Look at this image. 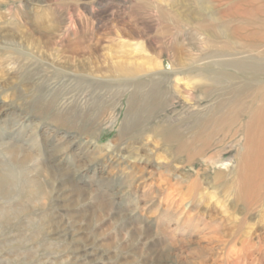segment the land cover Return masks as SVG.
I'll return each mask as SVG.
<instances>
[{
    "label": "rangeland",
    "instance_id": "1",
    "mask_svg": "<svg viewBox=\"0 0 264 264\" xmlns=\"http://www.w3.org/2000/svg\"><path fill=\"white\" fill-rule=\"evenodd\" d=\"M139 1L0 0V169L45 190L26 200L16 172L21 182L0 196V264H264L253 261L264 248V199L250 206L238 193L237 146H212L214 163L201 156L190 163L151 129L186 124L242 89L239 71L223 65L236 50L225 55L220 40L196 28L203 14L218 17L216 3ZM130 27L140 37L127 35ZM175 41L188 46L200 72L232 77L206 97L181 74L186 98L167 99L142 133H127L135 91L127 66H160L138 75L163 73L176 94L168 72ZM145 167L151 179L129 187L126 173ZM9 207L17 214L5 220Z\"/></svg>",
    "mask_w": 264,
    "mask_h": 264
},
{
    "label": "bare ground",
    "instance_id": "2",
    "mask_svg": "<svg viewBox=\"0 0 264 264\" xmlns=\"http://www.w3.org/2000/svg\"><path fill=\"white\" fill-rule=\"evenodd\" d=\"M148 2L141 0V3L140 1L138 3L146 6ZM214 2L218 17L203 14L196 28L204 32L209 41L216 43L220 40L221 45H218V50L225 55L231 53L229 50H236V55L223 65L239 71L244 82L242 89L228 100L218 102L216 99L215 105L210 106L186 124L179 126L163 124L150 128L153 132H159L162 135L172 153L185 156L190 163L199 156L214 163L215 157L207 155L206 152L212 146L222 149L226 141L234 143L237 146L236 153L233 152L237 162V191L241 193V197L248 205L253 206L254 203H259L264 199V0L262 2L260 0H214ZM154 6H156L155 3ZM157 12L163 16L170 15L159 6H157ZM72 20V18L69 19V25ZM126 34L131 37H140L138 29L134 27H130ZM187 47L185 43L179 41H175L171 47L172 65L177 68L172 66V70L168 72L174 75L170 84L173 85L176 94H171L170 86L165 85L168 82L163 73L150 75L151 77L149 75H147L149 77H139L138 75L148 73V70L160 66L150 65L144 60H136L127 66L125 81L132 84L135 91L129 98V112L126 121L124 119V131L139 135L156 112L164 107L167 99L186 98V96H180L177 87L183 78L180 77L183 73L192 76L195 83L193 86L202 90L206 97H211L215 87L222 85L232 77V74L221 69L213 72V76L200 72V69L192 66L197 61ZM192 83L188 84L189 88L192 87ZM186 87L184 90L188 92ZM92 146L93 144H90L88 147ZM111 161L114 167L118 168L124 164L122 157L118 155L113 156ZM146 170L145 167L138 172H127L126 179L131 178L128 179L130 181L128 186L136 184L139 180L143 183L151 179L153 173L150 170L146 172ZM16 172L7 165L1 167L0 196L7 198L11 189L21 182ZM17 173L23 178L22 194L26 200L38 201L39 198H43L45 190L40 182L26 179L20 172ZM129 174H132L131 177ZM16 214L17 210L10 207L1 210V215L5 220H11ZM258 248L260 251L256 256L250 254V257L253 256V261L255 260L254 263H258L261 257H264L263 244Z\"/></svg>",
    "mask_w": 264,
    "mask_h": 264
}]
</instances>
